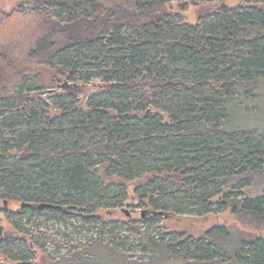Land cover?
<instances>
[{
    "label": "trees",
    "instance_id": "1",
    "mask_svg": "<svg viewBox=\"0 0 264 264\" xmlns=\"http://www.w3.org/2000/svg\"><path fill=\"white\" fill-rule=\"evenodd\" d=\"M213 1L0 8V214L13 231L0 217L1 256L35 264L39 248L42 264H264L262 237L220 226L199 238L150 230L160 212L228 209L264 228V188L243 193L264 187V131L227 127L236 109L264 101V0L223 3L196 23L168 9ZM24 20L28 39L4 36ZM100 165L122 183L106 185ZM137 179L148 215L144 229L128 221L126 237L142 248L133 257L122 229L96 212L121 208ZM75 219L70 237L61 226Z\"/></svg>",
    "mask_w": 264,
    "mask_h": 264
},
{
    "label": "rangeland",
    "instance_id": "2",
    "mask_svg": "<svg viewBox=\"0 0 264 264\" xmlns=\"http://www.w3.org/2000/svg\"><path fill=\"white\" fill-rule=\"evenodd\" d=\"M223 3L228 4L231 7H236L243 3V0H214L213 2H200L198 4L190 3L184 9L181 4L178 2H171L168 4L169 10H180L185 17V20L189 23H196L199 17L208 11H214ZM33 0H0V8L5 11H11L13 9L18 8L19 6H32ZM12 25H8V28L13 29V32H9L10 34H5L4 36H13V38H27L31 36L32 28L25 29L24 27L30 25L29 20L17 21L13 22ZM30 27V26H29ZM17 38V39H18ZM96 84L100 83L99 80L95 81ZM260 105L257 106L256 111L244 112L243 110L236 109L232 121L227 124L228 128H240L244 127L246 129H255L258 131H264V101L262 100ZM61 112L54 107L50 108V115L55 116L59 115ZM107 166L100 165L96 167V171L98 175L101 177L103 182L106 185L111 183H122V179L118 176L112 175L108 176L106 173ZM143 182V179H137L131 182H126L128 194L125 196L123 200V205L118 210H113L109 214L105 210L97 211V217H100L106 221H113L114 224L118 225L122 229V233L124 235V248L126 254L136 257L139 255L141 251V247L139 246L136 240L130 239L126 237V234L131 230L128 227V221L131 223H135L137 226L142 227L144 229L141 219H143L142 214L144 213V217L148 215L147 209L144 203L141 202L138 195L135 193L136 187ZM260 181L255 182L251 187L244 188V195L250 196H260L263 192V184ZM0 206H3V203L0 202ZM20 206V202H10L8 203V208L17 209ZM1 219L3 220V224L6 229H12L10 227V223L5 219L4 214H0ZM156 217V216H155ZM158 223L150 228L154 233H159V236L171 237L174 233L185 234V235H193L196 238L205 236V234L214 227H226L231 230L236 235L242 234L247 240H255L256 238L262 237L264 238V228L257 225L245 224L238 217L232 213L231 209L220 211L217 213H208V214H198V213H182L175 216L166 217L163 214H160L157 217ZM78 226L80 224L79 220H72L70 222L69 228L67 226H61L62 230H65L66 233L71 234L73 228L71 225ZM90 231V230H88ZM87 231V232H88ZM158 231V232H156ZM92 233V229L90 231ZM74 236V234H71ZM61 237H64V234H61ZM46 256V253L38 248L37 250V259L35 260V264H42V258ZM0 264H16L3 256L0 255Z\"/></svg>",
    "mask_w": 264,
    "mask_h": 264
},
{
    "label": "water",
    "instance_id": "3",
    "mask_svg": "<svg viewBox=\"0 0 264 264\" xmlns=\"http://www.w3.org/2000/svg\"><path fill=\"white\" fill-rule=\"evenodd\" d=\"M5 207H7L8 206V202L5 200ZM22 205H24V204H22ZM144 213L145 212H143V214H142V216L144 217ZM161 214H162V212H160ZM6 235L7 236H12L13 235V231L11 230V229H8V230H6Z\"/></svg>",
    "mask_w": 264,
    "mask_h": 264
}]
</instances>
